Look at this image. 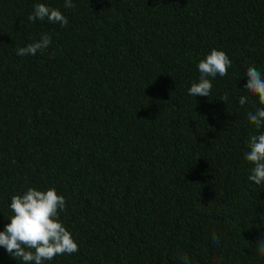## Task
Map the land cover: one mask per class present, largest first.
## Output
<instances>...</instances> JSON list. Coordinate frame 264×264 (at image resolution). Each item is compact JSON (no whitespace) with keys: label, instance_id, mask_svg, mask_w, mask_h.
I'll list each match as a JSON object with an SVG mask.
<instances>
[{"label":"trees","instance_id":"obj_1","mask_svg":"<svg viewBox=\"0 0 264 264\" xmlns=\"http://www.w3.org/2000/svg\"><path fill=\"white\" fill-rule=\"evenodd\" d=\"M36 3L68 25L28 21ZM73 3L0 0V231L12 195L54 188L79 250L45 264H264V184L244 159L264 0ZM45 33L46 50L16 55ZM213 48L228 75L192 97ZM0 264L23 262L0 247Z\"/></svg>","mask_w":264,"mask_h":264},{"label":"clouds","instance_id":"obj_2","mask_svg":"<svg viewBox=\"0 0 264 264\" xmlns=\"http://www.w3.org/2000/svg\"><path fill=\"white\" fill-rule=\"evenodd\" d=\"M75 7L73 0H64V8ZM47 19L53 24L66 27L68 19L56 8H51L43 3H36L32 13L27 17L28 21ZM51 44V37L45 33L36 42L24 47L16 48L18 56H35L38 51L46 50ZM232 61L228 55L213 48L203 59L197 63L199 71L198 82L191 83L187 94L209 97L212 90V82L209 78L217 75H228V68ZM247 83L245 90L253 96H258V107L255 112H247V120L255 127L256 133L250 135L244 159L252 167L249 169L248 180L256 185L264 184V74L255 67H249L246 71ZM228 99L225 94L220 100ZM247 96L239 98L240 106L247 102ZM9 208L12 215L7 219L9 223L0 231V247L13 258L19 259L23 264H45L52 261L57 255H71L78 252V244L71 233L59 220L60 212H66V200L63 195L57 194L54 188L37 190L28 187L22 194L11 196ZM215 240L216 237H213ZM258 254L264 257V238L257 243ZM183 264H190L187 256L181 257Z\"/></svg>","mask_w":264,"mask_h":264}]
</instances>
